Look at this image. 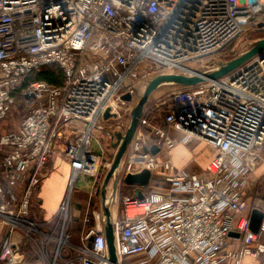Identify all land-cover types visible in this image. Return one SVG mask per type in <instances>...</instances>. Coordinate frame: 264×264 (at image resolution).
Masks as SVG:
<instances>
[{
  "label": "built area",
  "instance_id": "built-area-1",
  "mask_svg": "<svg viewBox=\"0 0 264 264\" xmlns=\"http://www.w3.org/2000/svg\"><path fill=\"white\" fill-rule=\"evenodd\" d=\"M259 28L264 0H0V264H33L24 243L39 250L35 264L62 259L59 238L47 261L52 237L33 216L32 202L64 155L69 186L55 218L62 237L79 178L90 181L92 200L113 163L104 149L115 132H107L109 140L95 136L105 131L108 109L115 120L125 106L132 112L140 85L159 75L217 70L223 64L209 70L204 61ZM47 67L61 70L62 86L25 85ZM127 94L131 102L123 100ZM23 105L25 119L7 131ZM158 109L161 123L148 117ZM138 127L120 166V190L128 175L149 171L151 178L143 188L128 185L122 216L112 218L117 264L263 258L264 219L257 233L250 221L254 209L264 214V200L250 203L248 192L264 170V50L218 80L181 87L157 109L145 107ZM95 140L100 152L93 151ZM195 143L211 150L205 168L176 167L172 152ZM103 221L102 210L85 218L81 245L65 264H112Z\"/></svg>",
  "mask_w": 264,
  "mask_h": 264
},
{
  "label": "rangeland",
  "instance_id": "rangeland-1",
  "mask_svg": "<svg viewBox=\"0 0 264 264\" xmlns=\"http://www.w3.org/2000/svg\"><path fill=\"white\" fill-rule=\"evenodd\" d=\"M264 38V28L262 29H249L243 36L240 37L239 40H237L232 47L227 49L226 51L219 53L218 55L212 57L211 59L204 61V65L209 63L210 66L208 67L210 69H215L217 68L220 64H227L228 62L232 61L233 59H236L246 53L249 49H251L260 39ZM146 84L140 85V91L136 95V98L134 102L132 103V107L134 108L138 102L139 99L143 96L145 89H146ZM180 86V85H179ZM177 85L173 84H165L160 86L151 96L149 99L148 104L146 105V108L152 109L155 108L157 109L158 105H161L162 101L166 99L169 94L173 90H178L179 87ZM130 106V107H131ZM162 112V111H161ZM27 110L25 106H20L18 107L12 117L8 121V126L5 128L7 131L11 130H16L17 127L21 124L22 120L25 119L24 117L26 116ZM121 118H118L117 120L112 119L109 121V123L103 124L102 126L105 127L104 132H96L95 136L101 139L103 138L108 130L116 131V132H123L125 133L127 131V127L130 125L131 121V112L128 110V107L125 106L123 109L120 111ZM196 144V143H195ZM193 146H196V145ZM99 143L95 140L93 142V151H99ZM111 144H106L105 150V156L108 159L109 162H113V159L115 157L116 151L111 148ZM208 148L205 145H199L197 146L196 150L193 153V156L196 158L195 161L198 163H201L203 160H205L208 157ZM192 150V149H191ZM174 161V163L179 162L181 159L187 161L188 156L185 153H182L181 150H176L173 152V157H171ZM57 163L55 164L53 171L54 178H52L55 189L58 190L59 185H62L66 173L68 170H70V166L64 155H60V157L57 159ZM56 167V168H55ZM122 167V165H121ZM120 167V168H121ZM56 169V170H54ZM122 170L123 168L120 169L117 173V177L121 182V177H122ZM261 170V169H260ZM263 170V168H262ZM264 172V170H263ZM70 174V172H69ZM90 181L86 177H80L79 180L77 181L74 189V196L71 202H72V207H71V213H72V220L66 225L67 230L63 234V236L58 235L59 228H61V222L55 219L53 222L45 224V221L40 218V223L44 222L42 224V229L47 232L48 235L52 237L50 242H48L47 247L48 250L47 255L48 259L47 261H51L54 255V252L59 246V241L58 239L60 238L62 241V259H59L58 264H65V261L69 258H74L76 256V253L71 250H74V247L80 246L81 241H80V232L83 227V221L87 216L92 215L94 211H101L102 210V198H101V190H102V184L101 186L97 189L95 192V195L93 196L92 200H90ZM121 185L119 186L118 193L121 196L127 195L130 192L129 187L125 188L122 187L120 190ZM112 188V185H111ZM79 191H83L85 193H79ZM88 192V194H87ZM121 196L119 197L121 199ZM248 199L252 200V203L258 202L261 199L264 200V173L261 174L260 171H258L257 175L255 176V186L251 188V191L248 192ZM74 204V205H73ZM111 204V203H110ZM120 205V211L122 210V206ZM38 208L37 201L32 202V212L33 215L35 216V210ZM79 208V209H78ZM44 224L46 227H44ZM59 236V237H58ZM39 250L37 247L34 245V249L29 243H24L23 247V252L26 254L28 260L35 264L38 263V252ZM70 251V252H69ZM246 263L254 264L256 262L257 264H264V258L256 260V261H250L248 259L244 260Z\"/></svg>",
  "mask_w": 264,
  "mask_h": 264
},
{
  "label": "water",
  "instance_id": "water-1",
  "mask_svg": "<svg viewBox=\"0 0 264 264\" xmlns=\"http://www.w3.org/2000/svg\"><path fill=\"white\" fill-rule=\"evenodd\" d=\"M264 50V38L260 39L251 49H249L246 53L241 55L240 57L233 59L227 64H223L217 70L209 73H197L192 76L178 75V74H167V75H159L155 77L152 81L149 82V86L146 87L143 96L139 99L138 104L133 108L131 112V121L129 127H127V131L123 132H115L114 139L115 142L112 144V148L116 151L115 157L113 159V163L104 179L102 190H101V198H102V213L104 219V229L105 235L108 244L109 257L112 264H117L118 258L116 256L115 244H114V236H113V225H112V213L110 203L115 199L117 194V189L120 185V180L117 177V173L120 169L121 163L126 156L128 148L135 137L136 131L139 128V121L144 113L145 107L149 102L150 96L162 85H177L180 87H192L197 86L203 82H207V80H218L237 67L241 66L257 54L261 53ZM123 100L127 102L132 101V97L130 95H125ZM117 115H111L110 109H108L104 115L105 120H109L112 118H116ZM159 149L154 148L152 150L153 154H158ZM151 174L149 171H143L138 175H128L123 183L129 186H139L146 187L150 182ZM113 187V193L111 195L112 198H108V190ZM135 196L138 199L142 200L144 198L141 191L136 190ZM264 219V214L262 211L258 209H254L251 213V221H250V230L254 233L259 232L262 222ZM232 237H239L236 233H231ZM91 241L93 238L90 239Z\"/></svg>",
  "mask_w": 264,
  "mask_h": 264
},
{
  "label": "crops",
  "instance_id": "crops-1",
  "mask_svg": "<svg viewBox=\"0 0 264 264\" xmlns=\"http://www.w3.org/2000/svg\"><path fill=\"white\" fill-rule=\"evenodd\" d=\"M110 120L111 119L107 120L104 124L109 123ZM100 132H104V131H100ZM108 132H110V134H112L113 132H116V131H113V129H112V130H108ZM104 138L106 140H109L108 133H106ZM104 138L101 137V140L103 141ZM195 145L196 146H193L191 148L180 146L173 151V152H175L176 150H181L182 153H185L188 156L187 161L181 159L179 162L174 163L176 167L188 168L193 172H198V171L202 170L203 168H205V166L207 165V163L209 161V156L212 154L210 152L211 150L207 149V150H209V151H207L209 154L208 157L205 160H203L201 163H198L195 161L196 158L193 156L192 152H194L196 150L197 146L203 145V144L196 143ZM173 152H172V157H173ZM260 169L258 171H260V173L263 174L264 172H263L262 168H260ZM54 170H56V169H54ZM258 171H257V173H258ZM69 172H70V170H68V172L66 173V177H65L62 185H59L58 190L55 189V185H54V182L52 180V178H54V176H53L54 175L53 173H55L54 171H52L50 173V175L48 176V178L42 182V185L38 191V199H37L38 208L34 211L36 213L35 216L33 215L38 220H40V218H42L46 223H51L54 221V219L59 214L58 211H59L60 205L62 204L64 198L66 197L68 186H69L68 185L69 176H70ZM257 173H256V175H257ZM123 187L128 188V186H126V185H124ZM79 193H85V192L79 191ZM112 193H113V187L112 188L110 187L108 190V198L109 199L112 198L111 197ZM87 194H88V192H87ZM120 196L121 195L119 193H117L115 199L111 202V205H110L113 219H118L122 216V212L120 211V205H119V204H121V201L119 198ZM73 199H75V198H73ZM249 202L252 203V200H250ZM4 231H5V228L3 227V225H0V242H1V239L3 238ZM82 231H83V227H82V230L80 232V237H81ZM248 260L253 261L254 259L248 258ZM254 261H256V260H254ZM28 262H30V261L28 260ZM244 264H250V263L248 261V263L244 262ZM254 264H257V263L254 262Z\"/></svg>",
  "mask_w": 264,
  "mask_h": 264
},
{
  "label": "trees",
  "instance_id": "trees-1",
  "mask_svg": "<svg viewBox=\"0 0 264 264\" xmlns=\"http://www.w3.org/2000/svg\"><path fill=\"white\" fill-rule=\"evenodd\" d=\"M232 46H233V44L230 47H232ZM226 50L227 49L223 50L222 52H224ZM28 77L29 78H27L25 85L32 83V82H46L52 86L59 87V86H62L64 84L63 73L61 72V70L58 67L43 68L40 71L34 72L33 74H31ZM147 86H149V85H147ZM160 113H162V112H161V110L159 111V109L154 110L153 112L150 111L148 113V117L150 119L156 120L158 123H161L162 122L161 115L163 116V113L159 116Z\"/></svg>",
  "mask_w": 264,
  "mask_h": 264
}]
</instances>
